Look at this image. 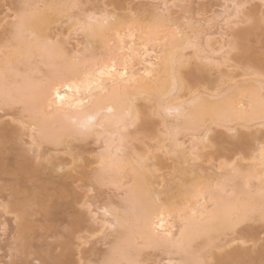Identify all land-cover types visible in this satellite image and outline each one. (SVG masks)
<instances>
[{
  "label": "bare ground",
  "instance_id": "6f19581e",
  "mask_svg": "<svg viewBox=\"0 0 264 264\" xmlns=\"http://www.w3.org/2000/svg\"><path fill=\"white\" fill-rule=\"evenodd\" d=\"M80 1L24 0L15 16L1 20L15 19L6 22V31L0 38L1 48L10 49L0 56L4 58L0 62V111L21 107L28 120L20 124L31 139L29 150L34 149L31 151L37 158L50 162L58 172L66 170V164L57 162L58 154L46 155L44 145L62 147L70 140L90 137L102 141L104 152L98 159L99 169L84 175L100 185L126 188V198L117 208L110 203L97 208L102 214V228L117 234L104 264H142L143 252L159 248H166L167 264H206L205 258L217 264H261L264 245L254 256L236 250L220 258L215 250L241 241L235 236L226 238L246 221L264 219V140L258 138L264 129V80L245 78L219 93L210 90L195 94L184 78L185 68L191 66H196L203 76L207 72L205 65L223 69L232 60L231 51L240 49L241 44L231 45L227 42L230 34L223 32L221 46L212 49L205 30L196 26L200 22H193L189 14L188 18L183 15L176 19L178 13L171 11L175 6L171 1L152 0L158 5L145 3L142 6H154L153 9H139L140 6L138 12L128 8L134 17L120 16L115 9L106 7L74 14ZM231 1L234 6L226 13L227 27L233 36L244 37L245 32L234 31L243 21L244 3ZM61 21L64 23L59 26ZM72 36L79 39L70 48ZM205 37L208 52L198 44ZM230 46L231 51L224 52L222 61L216 62L213 57ZM190 49L195 50L192 57L186 53ZM97 51H102V56ZM42 68L46 73L40 79L37 76ZM232 73L221 70V78L233 82L236 77ZM153 109L167 127L164 139L168 144L162 145L163 139L157 147L166 150L174 162V174L169 179L161 175L159 161L154 163L155 153L147 148L144 154L134 149L129 152L125 146L127 130ZM145 124L149 125L143 121ZM213 127L228 128L239 143L256 144L248 166L221 164L218 169L223 172L212 179L202 166L196 165L212 143ZM233 135L229 138L234 139ZM17 136V132L0 127V154L5 146L17 141ZM185 137L190 138V147L185 145ZM67 149L69 162H73L74 150ZM20 157L14 162L18 165L14 169L17 175L29 178L39 173L31 169L25 151ZM5 161L0 158V171H9L13 162ZM46 198V190L40 189L36 203ZM28 206L30 203L16 199L10 208L22 209L26 214L24 207ZM17 219L21 222L14 237H28L29 223L20 216L15 222ZM81 223L78 218L71 226L80 228ZM223 238V245L217 246L216 241ZM205 249L203 257L200 254ZM41 264L72 263L62 255L43 256Z\"/></svg>",
  "mask_w": 264,
  "mask_h": 264
},
{
  "label": "rangeland",
  "instance_id": "374dc122",
  "mask_svg": "<svg viewBox=\"0 0 264 264\" xmlns=\"http://www.w3.org/2000/svg\"><path fill=\"white\" fill-rule=\"evenodd\" d=\"M22 1L24 0H0V24L2 23V27L0 26V38L3 36V32L6 31L4 29V27L7 28L6 22L15 21V19L7 18L4 22H1V20H4L9 15L15 16ZM167 1H171L173 3L171 4L172 6L175 5L171 9V11L173 10L172 12L180 13L179 16L175 13L176 17H174L176 19L179 20L181 19L180 17L184 18V16L188 18L187 14H189V18H193V22H196V20L200 22H197L199 25L196 24V26L198 28L200 26L201 29L203 28L202 30H205L204 33L206 32L205 35H208L212 49L218 50L221 46L223 32L230 34L227 42L231 43V45L237 42L241 44V48L238 50L233 49L231 51V46L226 47V49L224 48L222 52H218L213 57L216 62H219L222 61L224 52H227V50L228 52L231 51L230 58L232 60L226 62L224 64L225 67L223 66L221 70L233 72L232 74L236 77L233 82L227 81L226 78L222 79L221 70L212 69L209 65H205L207 72L204 76L196 69V66H191L189 69L185 68V81L195 94L210 90H215L216 93H219L223 89L234 85L236 81H241L245 78L254 79L259 77L264 80V0H237L238 4L242 5L244 3V7L242 6L244 10H242L245 12V15L242 17L243 21L235 26L236 30L234 31L245 32L244 37L233 36L232 30L227 27L226 13L234 6L231 0ZM157 2L152 0H95V2L92 0H81L78 8L73 10V13L78 14L80 10L86 11V9L90 10V8L102 10V8L106 7L107 10L111 11L115 9L116 12L114 13L120 16L121 14L129 15L132 7V9L136 8L138 12L139 10L137 9L140 6L139 9H146V4L155 3L157 6ZM82 4L83 6H81ZM143 4L145 6H142ZM136 5L139 6L135 7ZM150 7L153 9L154 6L148 5L147 9ZM130 15L134 17V14ZM190 15L193 17H190ZM139 20H142L144 24L147 23L142 17ZM64 21H61L59 26ZM5 24L6 26H4ZM66 25L67 23L63 25V29ZM6 36L9 37V35ZM78 39H70L73 41L70 42L73 44H70V48L76 44L75 40ZM206 42L207 37L199 39L198 44H200L201 49L208 52L209 49ZM8 50H10L8 47L7 49L1 48L0 44V56H2L1 53H5ZM194 52L195 50L191 49L186 51L188 57H192ZM97 54L102 56L103 52L97 51ZM3 60L4 58H1L0 62H3ZM20 70L23 71L24 69L21 68ZM45 73L44 68H42L41 74L37 77L42 79ZM248 73L254 75L251 74L250 77L243 76ZM234 75L232 76L234 77ZM219 80H222L220 85ZM139 103L140 105L142 104L141 102ZM143 104L146 105L147 102L143 101ZM0 117V127H4L8 132L15 131L18 134L17 141L12 145L5 146L3 155L0 154V158L6 160L5 162L9 160L13 161L12 165L8 168L9 171H0V264L19 263L21 260L26 261L27 264H41L43 256L56 258L62 255L70 258L72 264L106 263L104 260H106L108 253L114 248L117 234L114 231H106L102 228L99 224L102 220V214L98 212L97 208L107 203L117 208L116 206H119L126 198V188L119 189V187L108 183L100 185L84 175V173H91L92 170L99 169L100 163L98 159L100 154L104 152L102 141L97 142L95 137H90L86 140H70L66 146L62 147H54L49 144L44 145L42 150L46 155L51 153L58 154L57 162L66 164L67 169L58 172L52 169L50 162L37 158L33 153L34 149H31L33 152L29 150L30 144L28 143L31 142V139L29 136H26L28 132L21 125L23 122H28L27 115L22 112L19 105L4 108V110L0 111ZM143 121L148 122L149 125H143ZM261 130L263 131L259 133L258 138H261L263 141L264 129ZM166 131L167 127L163 124L162 118L153 109L145 113L140 123L127 130L128 138L125 146L128 148L127 151L131 152L134 149L138 154H144L146 148L149 151L151 150L157 156V160L154 163L158 164L159 161V164H161H158L162 170L161 175H164L165 179H169L171 178V174H174V169L171 168L174 162L166 154V150L160 151L157 147L165 138ZM230 132L228 128L213 127L211 134L212 143L208 149L204 150L201 161L196 163V165L202 166L201 168L206 171L205 174L211 176L212 179L218 178L216 175L223 172L221 171L222 169H218L221 164L230 163L232 165L235 164L234 166H243L247 163L245 166H248L249 161L247 160L252 156L253 149L256 148V144L254 143L251 144L247 141L243 144L239 143V140L235 139L234 133ZM230 135H233L234 139H230ZM187 138L189 137H185L184 139L186 140H183L186 141L185 145L189 144L188 146L190 147L191 141H189L190 138L189 140ZM224 138H229V140H222ZM165 140L161 143L162 145L168 144V140ZM67 147L74 150L72 156L75 157V160L73 162H69L70 154ZM24 151L31 160V169L39 172L35 176L31 175L29 178L17 175V170H14L18 167L14 162L20 160V154L24 153ZM162 161L163 163H161ZM40 189L46 190L47 198L43 203H36L37 193ZM61 189L66 190L61 191ZM16 199L30 203V206L24 207V210L27 211L26 214L22 209L17 211L11 210L10 206ZM54 202L55 204L53 205ZM17 216L22 217L24 221L29 223L30 230L26 231L28 237H14L15 229L18 228V222H21L19 219L15 222ZM78 218L82 219L80 228H73L71 223ZM233 236L239 237L241 241L224 246L222 249H216L215 252L220 258L236 250L246 251L254 256L264 245V219L259 221L257 218H254L252 221H246L237 228L234 234H230L226 239ZM23 238L26 240L27 246H25ZM226 239L223 238L216 241V245H223ZM139 243L141 242L139 241ZM166 252V248L146 250L143 252V256L140 257L141 259L139 258L141 260L140 263L167 264L169 262H167L168 255ZM205 254L206 249L200 255L204 257ZM172 256L176 258L175 260L179 259L176 255ZM205 261L206 264H217V261L210 258H205ZM48 262L50 263V261ZM261 264H264V261Z\"/></svg>",
  "mask_w": 264,
  "mask_h": 264
}]
</instances>
